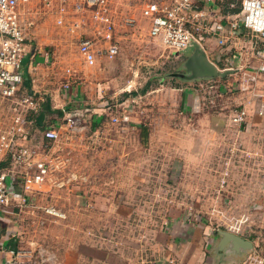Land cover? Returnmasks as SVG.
<instances>
[{
	"label": "rangeland",
	"instance_id": "rangeland-1",
	"mask_svg": "<svg viewBox=\"0 0 264 264\" xmlns=\"http://www.w3.org/2000/svg\"><path fill=\"white\" fill-rule=\"evenodd\" d=\"M222 1L212 6L216 18L225 15ZM57 4L31 0L21 17L27 43L50 56L46 71L53 66L64 74L72 70L86 87L80 106L72 102L71 112L67 110L75 124H66L73 138L70 163L83 180L78 183V203L62 193L68 175L47 200L30 198L14 207L18 217L23 216L24 253L30 263H49L54 247L72 239L78 264H230L228 256L222 263L216 257L220 232L252 243L264 239V163L236 164L234 177H223L227 167L215 159V147L227 148L230 141L229 134L216 128L233 126L231 114L244 108L247 99V91L240 88L242 71L223 79L181 78L186 75L184 58L170 55L149 38L148 21L140 15L143 0L114 1L119 52L112 59L96 53L94 63L87 65L78 43L91 36V30L86 25L71 33L58 25ZM124 17L133 18L134 27L124 26ZM28 21L34 25L27 27ZM229 46L224 45V57L232 51ZM209 57L219 70L229 68L221 58L217 62L215 54ZM257 80L264 83V76ZM92 109L100 114L94 129ZM10 119V105L2 104L0 129ZM65 143L69 140L62 131L50 148L55 145V152L70 157L68 148L62 149ZM6 161L4 156L3 167H9ZM62 162L65 168L67 159ZM50 202L56 209H72L57 221L56 215L43 212ZM37 204L43 206L19 214L22 206Z\"/></svg>",
	"mask_w": 264,
	"mask_h": 264
},
{
	"label": "built area",
	"instance_id": "built-area-1",
	"mask_svg": "<svg viewBox=\"0 0 264 264\" xmlns=\"http://www.w3.org/2000/svg\"><path fill=\"white\" fill-rule=\"evenodd\" d=\"M46 6L53 0H40ZM115 0H55V21L74 33L89 26L91 36H83L78 51L87 65L94 63L96 53H104L109 59L119 52L115 38ZM216 0H143L140 15L148 21V36L164 50H183L189 43L196 42L204 48L205 35L219 36L223 45L233 32L243 29L264 43V0H236L240 10L237 14L215 18L212 5ZM31 0H0V107L9 104L11 123L0 129V207H8L14 197V179L20 180L22 191L28 193L43 184L48 178L49 167L42 161L32 162L33 153L20 144L30 130V112L39 109V102L32 96H18L23 81L22 63L27 53L28 34L21 13ZM233 7V4L230 5ZM135 20L124 17L123 25L134 27ZM225 22V23H224ZM33 22L28 21L27 27ZM101 46H97V44ZM259 71L264 73V52ZM33 58V56H31ZM243 113L235 117L242 120ZM117 122V119H112ZM123 120H126L124 117ZM73 117L66 119L68 126L74 125ZM50 143L59 139L54 128L44 131ZM6 156L9 167L1 166ZM13 167H16L15 170ZM25 203V196L21 200ZM49 214L55 215L53 211ZM251 259V258H250ZM262 260H250L248 264H262Z\"/></svg>",
	"mask_w": 264,
	"mask_h": 264
},
{
	"label": "crops",
	"instance_id": "crops-1",
	"mask_svg": "<svg viewBox=\"0 0 264 264\" xmlns=\"http://www.w3.org/2000/svg\"><path fill=\"white\" fill-rule=\"evenodd\" d=\"M242 33L246 35L240 37ZM246 37H249V39ZM211 38L215 40V43ZM219 40V36L210 33L205 35L203 49L208 59L210 60L209 53L215 54L217 62H219L221 58L220 61L224 62L225 65L229 67L225 68V70H233L234 75L242 71L240 88L247 91V99L243 106L244 108L235 110L230 116L229 123L233 126L221 127L220 129L218 127L216 128V130H220L221 134H229L230 141L229 144L226 145L228 146L227 148L225 144L223 147H219L220 149L215 147V159L217 160L220 158V162L223 164L225 163V165L222 166L223 169L227 167V175L223 177H234L231 174L234 173L233 167L236 168L237 165H250L251 162L254 161H261L264 163V83L261 84V81L257 80L259 75L260 78L264 76V73L259 71L262 65L261 54L264 52V43L259 42L256 37L251 36V34L243 29L233 32L232 36L229 37L228 41L223 45L219 44ZM224 45H226V47L230 45L229 47L232 48V51L226 57L223 55L225 50ZM212 46L218 49L217 52L213 51ZM26 51L28 54L25 55L22 63L23 81L20 92L32 96L40 103V106L38 111L30 112L36 115L31 122L27 138L25 140H20V144L32 151V162L42 161L48 165L50 170L46 181L28 193L22 191L20 180L17 176L15 177L13 184L14 197L11 199L10 205L8 207H0V264H31L29 259L26 258L27 254L24 253L26 246L23 242L27 241L23 238L25 233L23 216H21L22 218L20 219V216L18 217L17 214L18 210L14 208L20 203L22 197L25 196L26 201L30 198L35 202H37L38 199L42 201L47 200L50 196L57 193L56 188H60L68 178L66 176L69 175V178L65 181V183L68 182V184L61 187V190L64 197L72 198L71 201H77L78 203V183L83 180L80 179L78 173L74 171V164L70 163L74 155V153H72L73 150L70 148L73 138L69 137L66 119L68 118L67 115L71 114H69L72 108L70 104L74 102L77 103L76 106H80L79 103H82L83 95L86 94V87L83 88L81 81H77L82 79L80 76L75 75L72 70L70 73L68 71L64 74L62 69L59 70L58 67L56 69L53 66L51 72L46 71L47 68L45 69V66H48L46 63H50V56L47 51L44 52L42 48L37 47L31 42L30 45L27 46ZM31 56H33V58ZM212 63L214 64V62ZM46 101L51 109L59 110L62 115H57L54 112L48 113L43 110L41 107ZM67 110H69V112H67ZM89 110L90 109H88V111ZM90 112L92 126L95 122L100 120V114H98L99 109H92ZM240 113H243L242 120L237 122L234 119ZM78 114L79 113H76V116L80 115ZM260 123H262V125H260ZM235 125H242V128H237ZM49 128L56 129L59 134L65 131L66 139L67 141L69 140V143L62 144L64 146L62 149L68 148V152L71 153L70 157L68 154H65L64 157L63 154H61V150L60 152H55V145L52 146V149L50 148L51 143L44 138V131ZM94 128L95 127L92 126V129ZM236 134H239V137H236ZM233 150L236 153L233 152ZM64 158L67 159L65 168V164L62 162ZM15 168L16 167H13L14 170ZM56 177L61 178L59 180ZM59 182L60 186L57 184ZM51 205L52 203L50 202L48 206L44 207L43 212L49 214L48 211H53L57 221L59 220L58 218L66 217V215H68V210L72 209L71 207L64 208L63 206H61L60 209H56ZM38 206L40 207L43 205L37 204L36 207L33 206L28 208H24L25 206H18L21 207L19 208V214L23 209H25V212H34L38 209ZM218 241L219 239L216 241L215 249L218 261L221 263L222 261L227 262L225 259L226 256H228L230 264H239L237 262L244 256L232 252L229 246L220 249ZM67 242L68 244H61L54 247L55 250L52 252L51 261H49V258H45L43 261H49L47 264H78L79 257L76 245L73 243L72 239ZM31 245H33V243H31ZM253 250L254 252H252ZM252 251H250L247 259L241 264H248L250 260H262V264H264V239L261 241L258 239L253 241ZM153 262H155V260H153ZM169 262L173 264V260H169ZM209 264L211 263L209 262Z\"/></svg>",
	"mask_w": 264,
	"mask_h": 264
},
{
	"label": "water",
	"instance_id": "water-1",
	"mask_svg": "<svg viewBox=\"0 0 264 264\" xmlns=\"http://www.w3.org/2000/svg\"><path fill=\"white\" fill-rule=\"evenodd\" d=\"M168 53L173 56H182L184 58L182 67L186 75H179L186 81H197L215 78H226L234 73L233 70H219L207 57L203 47L196 42H191L183 50H169ZM172 76L176 77L177 74ZM219 248L229 246L231 251L243 255V262L247 259L250 251L253 249V243L245 238L230 233L220 232Z\"/></svg>",
	"mask_w": 264,
	"mask_h": 264
},
{
	"label": "trees",
	"instance_id": "trees-1",
	"mask_svg": "<svg viewBox=\"0 0 264 264\" xmlns=\"http://www.w3.org/2000/svg\"><path fill=\"white\" fill-rule=\"evenodd\" d=\"M217 2H218V0H216L215 3L212 6L216 7ZM221 3L225 6V11H224L225 15L224 16L237 14L239 12V10H240L239 2H237L236 0H225V1H222ZM231 4H233V7H230ZM41 108L43 110H45L46 112H48V113L54 112L57 115H60V116L62 115V113L59 110L51 109L47 101L43 103V106ZM35 115L36 114L30 113V114H28L27 118L29 120H33ZM7 162H9V161H6V163ZM6 165L10 166L9 163H7Z\"/></svg>",
	"mask_w": 264,
	"mask_h": 264
}]
</instances>
